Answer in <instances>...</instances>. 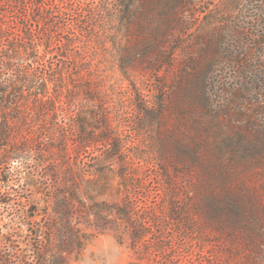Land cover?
Segmentation results:
<instances>
[{
    "label": "rangeland",
    "instance_id": "1",
    "mask_svg": "<svg viewBox=\"0 0 264 264\" xmlns=\"http://www.w3.org/2000/svg\"><path fill=\"white\" fill-rule=\"evenodd\" d=\"M55 2L72 34L10 19L32 71L0 111L32 122L0 132V264H264V0ZM36 85L65 116L36 111ZM100 113L117 132L97 145L47 132L78 114L102 134ZM228 194L237 222L200 209Z\"/></svg>",
    "mask_w": 264,
    "mask_h": 264
},
{
    "label": "trees",
    "instance_id": "2",
    "mask_svg": "<svg viewBox=\"0 0 264 264\" xmlns=\"http://www.w3.org/2000/svg\"><path fill=\"white\" fill-rule=\"evenodd\" d=\"M30 1L32 3L29 4L24 0H0V9L5 6H7L6 9L12 7V10L9 13L10 16H7V21L0 16V33L4 35L7 34L6 36L8 37L12 36V40H15V42L12 43V47L16 46L12 53L9 54L5 49V43H2L0 40V106L6 107V109L12 108L11 110L16 113H21L22 106L20 101L22 99V83L30 77L31 74H29V72L32 70L26 71L24 75L22 74V68H27L22 65V35L10 24V19L12 21L20 19L21 24L25 23L26 25L24 27L26 28V31H30V33H33L34 31H49V33L55 32L59 35L60 33L72 34V31L75 29L73 24L74 21L71 19V15L68 11L69 8L65 5L62 6L60 3H56L55 0ZM32 11L33 13L39 12L37 15H40V18L43 17V27L39 21L36 22L38 25H36L35 29L27 26V24L30 23L32 26L33 22H31V20L34 19ZM15 23L16 21H14V24ZM12 30L15 32H12ZM49 33L48 37L50 36ZM5 41H7V39H5ZM38 81L40 85H45L46 78L40 75V77L38 76ZM33 87L35 88V92H33L35 95L34 101L38 103L36 109L37 112L39 111L42 115L52 113L53 120L60 115V113H58L60 109L62 110L61 115H66L62 107L58 105L59 101L48 94L49 91H47V88L40 92L37 91L40 89L37 85L32 86V88ZM91 93L92 95H96V90H92ZM8 113L7 110L5 112L0 111V132H22V123L25 126L32 122V119L31 121L28 120V113L21 116H14L11 114V117L7 116ZM91 113H93V111ZM62 118L63 121H58L56 125L51 123L49 127L46 126V128H48L47 132H49L50 127L52 129L50 132H56L57 129L58 132H79L77 138L81 139V143L76 141V146H82L83 148H88V146H91L92 144L97 145L100 143L104 138V132H117V129L112 126L109 116H105L101 113L98 117V126L92 127H95L98 132H103L102 134H94L93 132H95V130L93 128H87L89 118L87 115L76 114L70 116L68 119L66 117ZM100 126L103 127V129H100ZM80 132L82 133L80 134ZM114 147H116V145H114ZM228 195L222 197L219 202L212 201L206 197V199H202L200 209L204 211L209 219H212L217 223L221 222L222 225L228 222H237L241 218L237 197L234 194H231L230 196ZM182 214L185 216V211L182 212ZM124 216L125 219L133 225L134 221L132 220L133 222H131L128 214Z\"/></svg>",
    "mask_w": 264,
    "mask_h": 264
}]
</instances>
